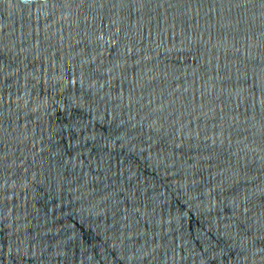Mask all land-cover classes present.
<instances>
[{
    "label": "water",
    "instance_id": "1",
    "mask_svg": "<svg viewBox=\"0 0 264 264\" xmlns=\"http://www.w3.org/2000/svg\"><path fill=\"white\" fill-rule=\"evenodd\" d=\"M0 264H264V0H0Z\"/></svg>",
    "mask_w": 264,
    "mask_h": 264
}]
</instances>
